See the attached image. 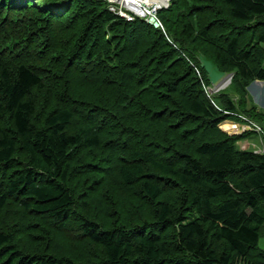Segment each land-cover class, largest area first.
<instances>
[{
	"label": "trees",
	"instance_id": "1",
	"mask_svg": "<svg viewBox=\"0 0 264 264\" xmlns=\"http://www.w3.org/2000/svg\"><path fill=\"white\" fill-rule=\"evenodd\" d=\"M156 12L0 0V264H264V149L225 132L264 133V0Z\"/></svg>",
	"mask_w": 264,
	"mask_h": 264
},
{
	"label": "built area",
	"instance_id": "2",
	"mask_svg": "<svg viewBox=\"0 0 264 264\" xmlns=\"http://www.w3.org/2000/svg\"><path fill=\"white\" fill-rule=\"evenodd\" d=\"M106 1L108 2V8L110 11L119 15L120 17H123L127 21L133 20V18L135 16H139V17L144 16L142 14V10L137 11L136 8L128 6L126 4V2H124V1H118V0H115V1L106 0ZM155 19H157V18L155 17ZM157 21H159V20L157 19ZM160 26H161V23H160ZM230 78L225 80L224 82H222L220 84H217V85H213L210 83L209 84H204V83L202 84L204 92L211 99V102L213 105H215V103L213 101V96L215 94L221 92L222 90H224L229 85ZM224 112L229 113L228 111H224ZM231 114H234V115H236L237 118H239L238 123H236L232 120H225V121L231 122L233 124H237L239 126L240 132H242L243 130H255L257 133L261 134L264 137V133H263L261 127L257 123H255L254 121H252L251 119H249L245 115L237 114V113H231ZM219 126H220V124H219ZM240 146L242 148H248V149H250V147H252V149L256 152L263 151V149L261 147H259L258 145H254V144L246 142V141L244 144H242Z\"/></svg>",
	"mask_w": 264,
	"mask_h": 264
},
{
	"label": "water",
	"instance_id": "3",
	"mask_svg": "<svg viewBox=\"0 0 264 264\" xmlns=\"http://www.w3.org/2000/svg\"><path fill=\"white\" fill-rule=\"evenodd\" d=\"M168 4H169V0H167L164 4L158 6L157 9H160L162 7H167ZM155 11L156 8L155 9L153 8V12ZM153 12L151 13L147 10L146 12H142V14L148 15V18L146 20L148 23L152 24L153 27H159L160 23L159 21H157V19H155ZM197 59L200 67H202L203 70L205 71L207 80L210 84L217 85L231 77L230 73L220 70L217 64L211 58L207 57L203 53H198Z\"/></svg>",
	"mask_w": 264,
	"mask_h": 264
},
{
	"label": "crops",
	"instance_id": "4",
	"mask_svg": "<svg viewBox=\"0 0 264 264\" xmlns=\"http://www.w3.org/2000/svg\"><path fill=\"white\" fill-rule=\"evenodd\" d=\"M236 97V96H234ZM247 103L248 105H254L258 110L264 112V80H254L247 87ZM238 123V121H234ZM240 124V123H239ZM229 132L240 133L239 126L237 124H231L228 126ZM254 138L245 139L246 142L258 145L264 149V137L261 134H255Z\"/></svg>",
	"mask_w": 264,
	"mask_h": 264
},
{
	"label": "bare ground",
	"instance_id": "5",
	"mask_svg": "<svg viewBox=\"0 0 264 264\" xmlns=\"http://www.w3.org/2000/svg\"><path fill=\"white\" fill-rule=\"evenodd\" d=\"M112 1H115V0H112ZM118 1L126 2L128 6L136 8L137 11L142 10V12H146V10L150 8H154V9L156 8V11H157V7L164 4L167 0H118Z\"/></svg>",
	"mask_w": 264,
	"mask_h": 264
},
{
	"label": "rangeland",
	"instance_id": "6",
	"mask_svg": "<svg viewBox=\"0 0 264 264\" xmlns=\"http://www.w3.org/2000/svg\"><path fill=\"white\" fill-rule=\"evenodd\" d=\"M35 2H37V0H35ZM147 10H149L151 13H152V11H153V8H150V9H147ZM146 10V11H147ZM144 11H145V9H144ZM156 11L155 12H153V15L159 20V18L157 17V15H156ZM142 18H144L145 20L148 18V15H144V16H141ZM147 21V20H146ZM159 22H160V20H159ZM161 23V22H160ZM159 27H162V25L161 26H159ZM220 127V126H219ZM222 129V128H221ZM223 130V129H222ZM223 131H225V130H223ZM225 132H227V133H230V134H235V133H238V131L237 132H228V131H225ZM252 138H254V137H252ZM249 140V139H248ZM245 143V140H240V141H237V144L240 146V145H242V144H244ZM241 147V146H240ZM250 149H252V147H250ZM258 244H259V246L261 247V248H263L264 249V236H261L260 238H259V242H258Z\"/></svg>",
	"mask_w": 264,
	"mask_h": 264
}]
</instances>
